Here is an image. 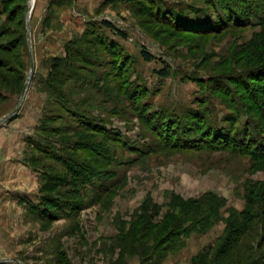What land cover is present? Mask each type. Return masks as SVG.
Listing matches in <instances>:
<instances>
[{"label":"rangeland","instance_id":"374dc122","mask_svg":"<svg viewBox=\"0 0 264 264\" xmlns=\"http://www.w3.org/2000/svg\"><path fill=\"white\" fill-rule=\"evenodd\" d=\"M153 1L18 0L13 6L26 7L25 29L18 26L20 16L18 23L0 22L14 32L0 39V48L8 44L5 52L0 49L7 60L0 67V120L18 107L30 77L20 109L0 123V264H195L200 258L206 264H243L264 251L260 218L254 217L240 236L242 212L255 208L264 215V204L256 203L264 187V162L234 148L166 146L141 118L144 110L178 113L186 130L196 110L204 116L206 132L209 126L244 131L254 113L242 109L238 114L230 108L233 97L217 89L226 75L256 64L250 61L251 41L259 40L264 0H250L258 13L251 16L254 25L209 34L175 30L164 23L169 21L163 13L196 24L206 23V16L216 20L225 13L222 8L202 0ZM14 41L19 53V47H9ZM68 47L78 49L74 61L61 66L57 81L58 74L49 81L53 59L65 57ZM142 50L155 58L145 60ZM13 54L24 64V87L18 94L4 79L6 74L16 79ZM125 63L123 72L119 67ZM165 65L170 74L162 77L158 71ZM222 86L232 88L227 82ZM83 123L105 127L110 135L103 150L108 158L98 165L101 174L81 186L50 191L51 175L69 181L72 175L42 152L44 147L74 156L69 146L76 149L72 144L79 133L87 135V143L104 140ZM44 127L61 132L44 134ZM188 133L201 134L195 128ZM4 142L15 147V157L6 158ZM77 155L90 161L82 148ZM10 158L17 161L16 168L2 163ZM254 189L260 196L256 201ZM43 197L63 208L46 201L43 206ZM192 214L200 218L197 224L191 225ZM172 217L181 221L180 232L158 242ZM146 220L150 226L142 227ZM231 244L235 247L229 249Z\"/></svg>","mask_w":264,"mask_h":264},{"label":"trees","instance_id":"16d2710c","mask_svg":"<svg viewBox=\"0 0 264 264\" xmlns=\"http://www.w3.org/2000/svg\"><path fill=\"white\" fill-rule=\"evenodd\" d=\"M24 1V0H22ZM206 3L208 2L210 7H213L214 9L218 10L219 8H222L223 12L225 13H219L218 18L216 20H210V17L206 16L208 19L206 23H187L186 21L180 20L177 18V16L173 15L172 12H167L166 14L163 13V20H168V22H164L167 26H172L175 28V30L178 31H186L196 34H209L212 32H221L225 31L228 28H230L232 25L234 27L237 26H247V25H254L251 21L252 15H258V13H255L251 6L250 0H240V4L236 3L237 0H202ZM246 1V2H245ZM2 2V8H0V22L6 21V23H18L17 16H20L19 24L18 26L21 27V29H25L24 26V20L23 16L26 11V7L24 5H16L18 4V0H1ZM150 3H154L153 0H149ZM21 11V12H20ZM152 13V12H151ZM153 14V13H152ZM5 16V19L3 20V17ZM169 16H172L171 18ZM23 17V18H22ZM245 18L246 22H243V19ZM244 20V21H245ZM103 24L106 27L111 28L113 31H115L118 35L122 37H126V33L115 27L113 23L110 21H105ZM231 24V25H230ZM259 24L261 31L256 36H259V40L254 38V40L251 41V56L250 61H255V65L250 69L246 70V72L243 73H230L226 75V77L223 78V80L219 81L217 92H220L224 94L226 97H233L230 101L233 103L232 108L234 111H236L238 114L242 112V109L245 111L253 112L254 115L252 117H249L246 127L244 131H238L236 130L235 133H231L230 131H221L215 128H211L209 126V129L204 130L203 124H204V116L201 115V111H194L190 113V117L187 119V121H190L188 123V127L186 130L183 129L185 126L184 121L179 119L178 113H172L168 114L166 111H160V112H154V113H147L146 110H144L145 117H141L145 122L153 127L155 130V133L158 134V136L161 138H164V142L166 146L172 147V148H234L239 150L240 152H247L251 154L252 157L256 158L257 160L264 162V14L262 18L260 19ZM5 24L0 27V39L3 38L6 35L13 34L14 32L11 30V28H7ZM14 44L9 45V47H12L13 50H18V43L17 41L13 42ZM5 45L8 46L7 42ZM3 45L0 49L4 51L7 47ZM14 45V46H13ZM15 47V48H14ZM67 54L65 57H55L53 59V63L51 66V71L49 73L48 79L51 81L53 76L55 78V81H57V78L60 73L59 69L61 66L65 63H69L71 61H74L73 57H76V49H70V47L67 48ZM10 48L6 51L9 52ZM20 51V47L18 50V53ZM73 51V53H72ZM5 52V51H4ZM12 58L17 57L13 54L11 55ZM142 56L145 60L151 61L155 58L154 55L149 53L146 50H142ZM85 59V57H84ZM17 65L19 69H16L15 76L16 79L12 76L5 75L4 79L11 83L14 89V92L17 94L20 93L24 87V81H25V73H24V64L21 63L22 61L17 60ZM7 64V60L3 57H0V67H4ZM125 64H121L119 67L123 72H125ZM160 76L167 77L169 76V67L165 65L162 69L158 71ZM1 75V74H0ZM2 77V76H0ZM52 82V81H51ZM227 82L228 85L232 86H225L223 88L222 83ZM145 106V105H144ZM140 110L143 111L142 107H138ZM145 108V107H144ZM146 112V113H145ZM84 124V123H83ZM88 128L92 129L96 134H102L104 140L99 141H93L92 143L85 142L86 139H88L87 135L84 133L77 135L78 137L75 138L74 143L69 146V150H74L76 155H60L59 151H56L54 148L49 147L45 148L42 152L48 153L49 156L56 159L58 162L62 163L65 168H67L68 172L72 175V178L66 179L63 176L57 175H51V178L53 181L48 183L46 185V188H48L50 191H55L57 187H61L63 185H74V186H81L82 184L88 183L92 178L98 176V174H101L99 172V164L101 161L106 160L109 154L108 151H103L104 148H107L106 145V139L108 137V130L105 127H97L93 126L92 124H84ZM195 125V127H194ZM86 128V127H85ZM196 129L199 133L198 136H188L191 135L188 133L189 131H192L193 129ZM44 134L46 133H54L59 134L61 132L60 128H53L48 129L44 127L42 130ZM181 134V135H180ZM183 134V135H182ZM92 138V137H90ZM174 140V141H173ZM34 146L35 141L31 143ZM69 144V142H67ZM41 146V145H40ZM84 149L85 151H88L90 153V161H83L78 158L79 155H77L78 149ZM74 151L72 152L73 154ZM71 153V154H72ZM106 158V159H104ZM256 190H253V199L256 201L260 196L256 193ZM258 191V190H257ZM261 191V199L260 201L256 202L257 204L261 202V205L264 204V187L263 185L260 186ZM256 195V196H255ZM45 201L47 204H51L50 206H55L58 208H63V205L58 203L57 200H54L52 198L46 197ZM41 200V203L44 205H47L46 202ZM70 204V201H67ZM255 204L256 206H258ZM254 205V206H255ZM50 208V207H49ZM258 207V209H260ZM35 206H31V210L35 211ZM215 209V208H214ZM261 210V209H260ZM253 208V210L248 212H242L240 214L241 219H243V226L241 227V231L243 233L240 234V236L246 234V232L249 230L250 222L254 220L255 218H260L261 222L263 223L262 231H264V215L261 216L259 211ZM253 211V212H252ZM258 211V212H257ZM264 211V208H263ZM217 212V210H216ZM255 212V213H254ZM190 213V211H189ZM189 215V214H188ZM262 217V218H261ZM177 217H172L171 219H168L169 223L167 227L163 230V232L158 236L157 240L158 242L163 241L164 238H171L173 236H176L181 229L180 223L181 221L176 219ZM197 215H191L192 224L196 221H199L197 219ZM206 218V217H205ZM205 218H202L201 221H204ZM231 224V221H229L228 225ZM143 226H150L148 225V222L142 223ZM232 226V224H231ZM262 238H264V234H262ZM157 237V236H155ZM264 240V239H263ZM231 239L229 240V242ZM261 243V242H260ZM235 247V244H231L228 246L229 249ZM263 247V245H262ZM228 249V250H229ZM263 249V248H261ZM264 250V249H263ZM255 257L247 258L246 261L241 262L243 264H260V261H262L261 264H264V251L261 253H256ZM201 260L195 264H206L204 258H200Z\"/></svg>","mask_w":264,"mask_h":264},{"label":"crops","instance_id":"0c3cea01","mask_svg":"<svg viewBox=\"0 0 264 264\" xmlns=\"http://www.w3.org/2000/svg\"><path fill=\"white\" fill-rule=\"evenodd\" d=\"M15 131V130H14ZM14 133V139L17 137L16 135H15V132H13ZM5 143H7L6 145H3V147H4V149H5V152H6V158H9V157H12V156H14L15 157V147L14 146H12V145H9L8 144V142H4V144ZM1 145V144H0ZM1 147V146H0ZM13 148V150L11 151V149L10 148ZM7 160V159H6ZM11 161V162H10ZM2 163H9V165H11V166H13V167H15L16 168V166H15V163H17V161H15V159L13 158V159H9L7 162H2ZM23 168H25L23 165H21ZM18 168V167H17ZM0 169H2V165H1V162H0ZM30 174V176H31V173H29ZM0 176H1V171H0ZM9 180V179H8ZM14 180H15V178H14ZM0 184H2V180H1V177H0ZM7 196L10 198V196H9V194H7ZM8 201H10V199L8 200Z\"/></svg>","mask_w":264,"mask_h":264},{"label":"water","instance_id":"95a60500","mask_svg":"<svg viewBox=\"0 0 264 264\" xmlns=\"http://www.w3.org/2000/svg\"><path fill=\"white\" fill-rule=\"evenodd\" d=\"M29 18H30V14H28V19H29ZM28 22H29V21H28ZM28 30H29V32H30V25H29V23H28ZM29 36H30V33H29ZM33 67H34V66H33V63H32V67H31L32 71H33ZM30 76H31V75H30ZM29 79H30V77L28 78V81H27V83H26V85H25V88H24V90H23V93H22V96H21L20 103H19L18 107H17L13 112H11V113L8 114L7 116L3 117V118L0 120V123H1V122H4V121H6V120H8L9 118H11L12 115H14V114L20 109V107H21V105H22V103H23L24 97H25L26 89H27L28 84H29Z\"/></svg>","mask_w":264,"mask_h":264}]
</instances>
